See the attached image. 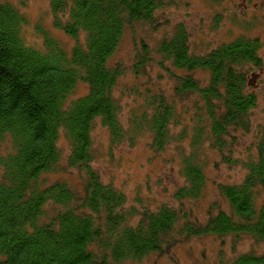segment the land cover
I'll return each instance as SVG.
<instances>
[{
  "label": "trees",
  "instance_id": "1",
  "mask_svg": "<svg viewBox=\"0 0 264 264\" xmlns=\"http://www.w3.org/2000/svg\"><path fill=\"white\" fill-rule=\"evenodd\" d=\"M171 1L48 0L53 28L74 41L66 50L39 21L32 26L41 45L27 44L28 19L19 5L0 0V148L8 142L0 153V264H131L150 257L156 264L178 245L207 237L219 242L233 237L234 246L248 236L264 245V132L244 161L233 158L239 135L252 128L262 41L241 34L200 54L182 24L154 44L138 37V28L155 33L167 25L157 13ZM126 30L135 77L148 76L155 67L166 70L173 94L133 83L128 90L135 110L124 126L121 100L113 91L127 70L112 57ZM197 70L207 78L194 77ZM79 83L87 92L72 98ZM184 98L194 103L191 152L182 161L184 182L174 193L179 207L129 205L127 195L92 168L93 128L102 126L112 146L134 145L147 133L149 148L160 153L188 136L187 126L172 132L180 124L176 100ZM61 136L66 154L58 144ZM202 144L217 151L222 163L245 170L239 184L218 185L227 208L210 204L205 221L185 204L199 200L208 181L206 162L197 160ZM72 170L80 173L78 183L43 179ZM203 264H264V248L231 259L220 252Z\"/></svg>",
  "mask_w": 264,
  "mask_h": 264
},
{
  "label": "rangeland",
  "instance_id": "2",
  "mask_svg": "<svg viewBox=\"0 0 264 264\" xmlns=\"http://www.w3.org/2000/svg\"><path fill=\"white\" fill-rule=\"evenodd\" d=\"M7 1L16 6L19 5L21 12L29 21V25L24 27V38L27 44L41 45L42 41L32 26L34 22L39 21V24L47 29L66 50L74 45L70 37L53 28L48 0ZM157 15L165 20L167 25L162 26L155 33L151 32L152 34L140 28L137 30V36H145L150 44L170 34L179 24L185 26L189 32L192 50L200 54L229 42L241 34L258 37L262 41L263 48L260 55L263 68L253 82L256 84L257 105L252 111V128L249 133L239 135V142L233 153L235 160L244 161L249 149L264 132V0H221L214 5L203 0H172L168 6L158 11ZM131 39L130 32L126 30L120 46L112 57V62L122 61L127 70L118 78L113 91L121 100L120 117L124 126L127 124L128 115L135 110L134 98L128 90L133 83H138L141 90L147 87L152 88L153 91L160 89L173 94V80L166 70L155 67L148 70V76H142L139 80L135 77L130 69V56L133 52ZM141 39L143 38H136V41ZM172 70L176 73L181 72ZM193 76L202 80L207 78L204 72L198 70L193 73ZM86 92L87 87L79 83L71 97H81ZM193 103L192 98L176 100L175 107L180 124L174 126L172 132L179 133L183 127L187 126L188 136L172 143L160 153H155L149 148L150 138L147 133L139 135L134 145L124 142L121 145L112 146L109 144V134L102 126L96 124L93 128L91 137L95 160L92 168L97 171L103 182L111 183L122 190L127 195L129 205H135L141 210L143 208L155 210L161 204L179 207L174 193L184 182L181 175L182 161L191 152L190 121L193 117L191 107ZM58 144L66 154L68 145L62 136ZM5 148H8V142L0 148V153H5ZM200 149L197 160L201 163L206 162L204 166L208 181L200 199L185 202V204L194 210L201 221H205L210 204L217 203L220 207L227 208V205L219 198L218 185L239 184L244 179L245 170L240 164L228 166L222 163L218 152L210 150L207 144H202ZM79 174L77 170L49 173L44 175L43 179L47 184L61 179L74 184L78 183ZM233 240V237L229 236L224 237L222 242L214 241L212 237L190 239L175 247L172 256L157 258L156 264H203L205 260L208 263L217 260L220 252L223 258L231 259L250 251L260 253L264 248L263 244L255 242L248 236H241L234 246ZM153 263L155 258L150 257L140 263L131 264Z\"/></svg>",
  "mask_w": 264,
  "mask_h": 264
}]
</instances>
